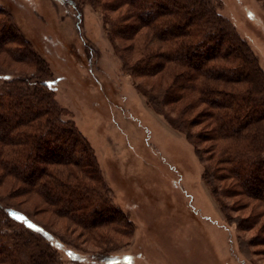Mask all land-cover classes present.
<instances>
[{
	"label": "trees",
	"instance_id": "obj_1",
	"mask_svg": "<svg viewBox=\"0 0 264 264\" xmlns=\"http://www.w3.org/2000/svg\"><path fill=\"white\" fill-rule=\"evenodd\" d=\"M85 1L100 9L122 69L141 79L135 88L145 103L192 145L216 201L250 203L235 222L242 231L257 228L239 247L262 246L264 254V70L218 11L220 1ZM0 53L34 68L0 79V264H52L47 237L16 217L10 198L37 196L95 242L130 221L110 203L93 147L43 79L44 60L3 10ZM11 221L23 231L6 230Z\"/></svg>",
	"mask_w": 264,
	"mask_h": 264
},
{
	"label": "rangeland",
	"instance_id": "obj_2",
	"mask_svg": "<svg viewBox=\"0 0 264 264\" xmlns=\"http://www.w3.org/2000/svg\"><path fill=\"white\" fill-rule=\"evenodd\" d=\"M219 1L264 70L263 1ZM0 10L44 60L43 79L93 147L110 203L130 221L95 242L37 196L10 198L16 217L47 237L52 264H264L262 246L239 247L257 228L242 231L235 222L250 203L216 201L192 145L148 107L135 88L141 79L122 69L99 8L85 0H0ZM33 73L0 53V79ZM4 226L23 231L12 221Z\"/></svg>",
	"mask_w": 264,
	"mask_h": 264
}]
</instances>
